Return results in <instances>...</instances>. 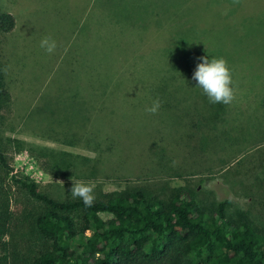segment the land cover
Segmentation results:
<instances>
[{"label":"rangeland","instance_id":"1","mask_svg":"<svg viewBox=\"0 0 264 264\" xmlns=\"http://www.w3.org/2000/svg\"><path fill=\"white\" fill-rule=\"evenodd\" d=\"M100 2L0 0V13L14 20L0 31V70L10 98L0 143L12 168L57 198L72 197L70 177L93 185L94 195L143 189L164 199L183 189L205 209L223 202L228 219L242 214L264 228V106H254L264 104V86L233 75L234 99L213 109L196 82L181 78L180 62L169 59L170 20L130 23L133 10L153 14L160 0H117L128 17L111 27ZM261 5L264 0H241L239 14ZM44 35L56 41L51 54L40 47ZM107 44L114 47L113 78L101 98V85L90 94L89 80ZM156 98L157 113L146 112Z\"/></svg>","mask_w":264,"mask_h":264},{"label":"trees","instance_id":"2","mask_svg":"<svg viewBox=\"0 0 264 264\" xmlns=\"http://www.w3.org/2000/svg\"><path fill=\"white\" fill-rule=\"evenodd\" d=\"M221 1L160 0L153 14L148 8L133 10L137 13L130 23L144 27L155 16L165 25L170 20L167 27L174 39L169 59L180 62L183 80L194 81L200 57H223L232 77L246 76L250 85L263 87V4L240 15L241 0L230 5ZM100 3L110 27L114 20L121 23L128 17L120 14L117 0ZM13 25L11 15L0 13L1 32ZM98 54L90 94L95 95L93 90L101 85L100 97L105 98L113 78V45L107 44ZM196 86L208 106L227 107L210 103ZM90 96L83 94L84 99ZM9 100L0 70V118L9 111ZM260 105L255 100L254 106H264ZM94 196L90 207L79 198L50 196L12 168L0 143V264H7L8 258L14 264H264V228L242 214L234 221L228 219L223 202L205 209L183 189L164 199L143 189Z\"/></svg>","mask_w":264,"mask_h":264},{"label":"clouds","instance_id":"3","mask_svg":"<svg viewBox=\"0 0 264 264\" xmlns=\"http://www.w3.org/2000/svg\"><path fill=\"white\" fill-rule=\"evenodd\" d=\"M238 3L239 0H233ZM40 47L47 53L55 51L57 44L53 37L44 35L40 40ZM193 72L192 79L196 81L198 88L208 98L212 104H229L234 99V90L232 87V73L228 62L223 57H200ZM7 71V68L3 69ZM161 105L159 98L153 100L152 104L145 108V111L156 114ZM72 185L68 192L75 199L79 198L87 207L92 206L95 200L94 186L83 180L71 178Z\"/></svg>","mask_w":264,"mask_h":264}]
</instances>
